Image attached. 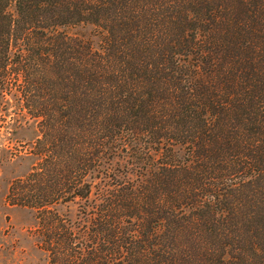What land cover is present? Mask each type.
Here are the masks:
<instances>
[{"label": "trees", "instance_id": "trees-1", "mask_svg": "<svg viewBox=\"0 0 264 264\" xmlns=\"http://www.w3.org/2000/svg\"><path fill=\"white\" fill-rule=\"evenodd\" d=\"M19 116L53 264H264V0H0Z\"/></svg>", "mask_w": 264, "mask_h": 264}, {"label": "rangeland", "instance_id": "rangeland-1", "mask_svg": "<svg viewBox=\"0 0 264 264\" xmlns=\"http://www.w3.org/2000/svg\"><path fill=\"white\" fill-rule=\"evenodd\" d=\"M95 32L91 26L69 30L97 47L100 41ZM12 123L8 132L0 127V264H53L55 257L50 251L57 240L53 229L40 224L44 219L36 209L42 200L38 196L42 163L37 148L41 138L38 122L19 116ZM56 209L75 224L83 221L80 201Z\"/></svg>", "mask_w": 264, "mask_h": 264}]
</instances>
